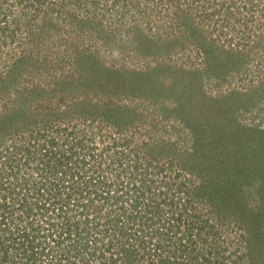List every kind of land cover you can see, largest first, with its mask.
I'll return each instance as SVG.
<instances>
[{
    "label": "rangeland",
    "instance_id": "374dc122",
    "mask_svg": "<svg viewBox=\"0 0 264 264\" xmlns=\"http://www.w3.org/2000/svg\"><path fill=\"white\" fill-rule=\"evenodd\" d=\"M0 210V264H264V0H0Z\"/></svg>",
    "mask_w": 264,
    "mask_h": 264
},
{
    "label": "trees",
    "instance_id": "16d2710c",
    "mask_svg": "<svg viewBox=\"0 0 264 264\" xmlns=\"http://www.w3.org/2000/svg\"><path fill=\"white\" fill-rule=\"evenodd\" d=\"M19 155H20V153H19ZM18 160H16L15 158L14 159H8V161H7V163L9 164V165H12L13 163H16ZM137 205H135V207H136ZM0 211H2V210H0ZM4 211V210H3ZM6 214H8V213H6ZM13 217V216H12ZM14 219V218H13ZM14 220H12V218L10 219V218H8V217H6V216H4V217H0V225L1 226H5V227H3V228H6L7 227V223H9V224H14ZM8 224V225H9ZM33 255H36V254H33ZM38 256H41V255H39L38 254ZM33 263V262H32Z\"/></svg>",
    "mask_w": 264,
    "mask_h": 264
},
{
    "label": "clouds",
    "instance_id": "9594fccd",
    "mask_svg": "<svg viewBox=\"0 0 264 264\" xmlns=\"http://www.w3.org/2000/svg\"><path fill=\"white\" fill-rule=\"evenodd\" d=\"M125 39L127 40V37H125Z\"/></svg>",
    "mask_w": 264,
    "mask_h": 264
}]
</instances>
